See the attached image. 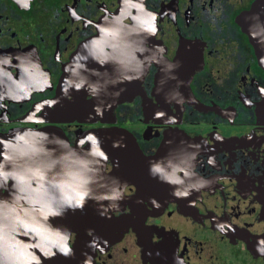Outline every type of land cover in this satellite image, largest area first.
Here are the masks:
<instances>
[{"label": "flooded vegetation", "instance_id": "flooded-vegetation-1", "mask_svg": "<svg viewBox=\"0 0 264 264\" xmlns=\"http://www.w3.org/2000/svg\"><path fill=\"white\" fill-rule=\"evenodd\" d=\"M255 2L0 0V153L17 132L58 130L75 147L116 128L146 161L125 174L111 207L126 230L86 264H264V7ZM122 29L92 63L113 53L110 69L130 74L136 91L108 114L60 121L54 104L72 55Z\"/></svg>", "mask_w": 264, "mask_h": 264}, {"label": "clouds", "instance_id": "clouds-1", "mask_svg": "<svg viewBox=\"0 0 264 264\" xmlns=\"http://www.w3.org/2000/svg\"><path fill=\"white\" fill-rule=\"evenodd\" d=\"M152 20V24L143 26L149 35L156 32L154 14ZM109 34L105 30V36ZM94 44L102 51L101 41ZM121 55L120 63L128 67L130 53L121 50ZM84 142H91V148L84 150ZM14 144L18 147L13 149ZM0 155L4 157L0 160V189L8 191V196L0 199V264H40L39 257L30 251L33 247L48 258L57 251L65 257L72 255L70 232L53 229L50 218L63 217L69 210L83 211L89 199L107 200L109 207H115V202L123 198L118 182L109 184L100 178L107 156L91 133L73 148L54 134L38 132L27 138L25 133L17 132L5 142ZM152 170L164 173L158 165H153ZM167 179L173 180L171 176ZM174 194L187 193L178 190ZM19 235L38 242L24 243L17 239Z\"/></svg>", "mask_w": 264, "mask_h": 264}, {"label": "water", "instance_id": "water-1", "mask_svg": "<svg viewBox=\"0 0 264 264\" xmlns=\"http://www.w3.org/2000/svg\"><path fill=\"white\" fill-rule=\"evenodd\" d=\"M264 7V0H256L253 5V10L261 9ZM117 26L112 25L109 30H116ZM115 35H108L111 37H101L97 39H90L76 51L65 67L63 75L59 81L57 91V100L54 104V112L62 119L78 121H90L91 117L100 114H108L110 110L116 105L117 101L125 99L126 95L133 93L136 90H131L127 87L131 76H125L123 81L118 75L123 70L110 69L112 62L107 59L116 58L113 53L103 55L104 63L94 65L92 61L96 58H101L102 53L94 54L95 41L106 42L109 44H116L123 39L118 38L121 36L125 38L126 31L122 29L118 32H113ZM104 35V34H102ZM118 39V40H117ZM107 58V59H106ZM82 59L86 63L83 65L82 70L79 69V60ZM93 67V68H91ZM113 71V72H112ZM123 75V74H122ZM93 84V85H92ZM88 87V88H87ZM91 95L90 100H86V96ZM54 134L59 137L64 136L60 131L56 130H35L23 131L27 138H31L36 133ZM17 134V133H16ZM16 134L7 136L2 141L1 153L5 148V142L10 141ZM98 142L99 148L106 154L107 158L112 160L113 169L111 173H105L104 169L106 161L101 166V180L109 184L123 181L125 174L134 170L135 166L143 164L145 159L140 157L139 149L136 143L124 131L116 128L99 129L92 132ZM67 141V140H66ZM78 146V145H77ZM77 146L73 147L76 148ZM18 145H12L16 148ZM91 148V142H87L84 150ZM14 154V153H13ZM3 157V155H2ZM4 157L0 160H3ZM153 162V161H152ZM11 184V182H9ZM104 191V189H100ZM8 191L0 189V199L6 198ZM110 202L89 199L85 203L83 211L77 210L72 212L69 210L63 217L51 219L50 224L53 229L60 231L67 230L70 234L75 233V240L71 248L73 254L65 257L58 251L56 255L48 258L43 253L33 247L30 251L34 252L40 259V264H86L91 261L95 255V250L103 251L107 249L112 243L117 241L126 230V224L114 218L111 214L112 208L109 207ZM17 239L24 243L34 245L37 240L32 237L19 235Z\"/></svg>", "mask_w": 264, "mask_h": 264}]
</instances>
